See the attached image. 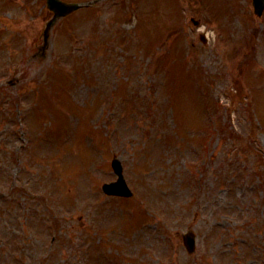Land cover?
Returning a JSON list of instances; mask_svg holds the SVG:
<instances>
[{"label": "rangeland", "instance_id": "rangeland-1", "mask_svg": "<svg viewBox=\"0 0 264 264\" xmlns=\"http://www.w3.org/2000/svg\"><path fill=\"white\" fill-rule=\"evenodd\" d=\"M51 16L0 0V264H264V12L98 0L44 46Z\"/></svg>", "mask_w": 264, "mask_h": 264}, {"label": "water", "instance_id": "water-1", "mask_svg": "<svg viewBox=\"0 0 264 264\" xmlns=\"http://www.w3.org/2000/svg\"><path fill=\"white\" fill-rule=\"evenodd\" d=\"M47 6L50 10L54 12V15L52 19L46 23V28L44 31L45 43L47 42L48 31L50 30L54 22L59 17L65 16L80 7L78 4L64 3L60 0H47ZM253 7H254L255 15L261 16L262 11L264 9V0H253ZM113 168L118 174H120L121 167L118 162L116 161L113 162ZM104 190L105 192L109 194H118V195H125V196L130 195V192L128 191L122 177H120L118 181L115 183L105 185ZM184 239H185L186 247L188 251L192 252L194 250V245H193L194 240H193L192 235H187Z\"/></svg>", "mask_w": 264, "mask_h": 264}]
</instances>
